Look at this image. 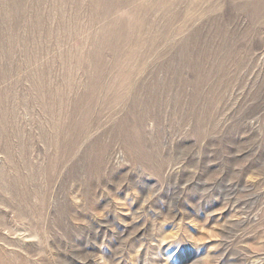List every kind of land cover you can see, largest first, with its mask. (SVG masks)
I'll use <instances>...</instances> for the list:
<instances>
[{
  "label": "rangeland",
  "instance_id": "obj_1",
  "mask_svg": "<svg viewBox=\"0 0 264 264\" xmlns=\"http://www.w3.org/2000/svg\"><path fill=\"white\" fill-rule=\"evenodd\" d=\"M0 264H264V0H0Z\"/></svg>",
  "mask_w": 264,
  "mask_h": 264
}]
</instances>
